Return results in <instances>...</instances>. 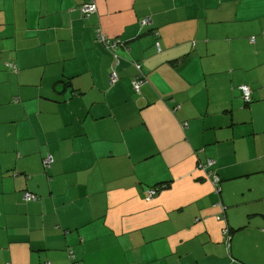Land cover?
Masks as SVG:
<instances>
[{
    "label": "crops",
    "instance_id": "0c3cea01",
    "mask_svg": "<svg viewBox=\"0 0 264 264\" xmlns=\"http://www.w3.org/2000/svg\"><path fill=\"white\" fill-rule=\"evenodd\" d=\"M84 1L0 0V264H264V0Z\"/></svg>",
    "mask_w": 264,
    "mask_h": 264
},
{
    "label": "built area",
    "instance_id": "2783aa9c",
    "mask_svg": "<svg viewBox=\"0 0 264 264\" xmlns=\"http://www.w3.org/2000/svg\"><path fill=\"white\" fill-rule=\"evenodd\" d=\"M81 12L83 17L87 18L88 16H90L91 14L96 12V7L94 4V0H85L82 4H81ZM148 22V18H143L141 19V24H146ZM97 33V37L98 39L107 47L110 46H115V44L117 43V40H112L109 37H107V35L101 30L100 27L97 28L96 30ZM117 77L115 76L114 72L111 73V81L116 80ZM141 79V75L136 76L135 80L133 81V86L135 89H137L139 82ZM240 90H241V96L243 99L244 103H249L251 100V90L249 88V86L247 85H241L240 86ZM52 162V158L51 156L47 155L43 158V166L49 167L50 163ZM213 163V161L211 159H207L205 161V163H201L200 164V168L204 169L207 166H210ZM219 181V177L217 176V174L212 173V182L213 185L215 187V192L219 190L217 184ZM155 193V190L150 189L149 190V195H153ZM39 196L37 194H34L28 190H24L22 191V199L25 202L28 201H36L38 200ZM222 234L223 236H225V244L228 245L229 244V240H230V231L228 228H223L222 229Z\"/></svg>",
    "mask_w": 264,
    "mask_h": 264
},
{
    "label": "rangeland",
    "instance_id": "374dc122",
    "mask_svg": "<svg viewBox=\"0 0 264 264\" xmlns=\"http://www.w3.org/2000/svg\"><path fill=\"white\" fill-rule=\"evenodd\" d=\"M110 39L117 40V43L115 44V46H110V47L105 46V47L113 54L114 57H117L118 55L116 53V50H117L118 46L125 47V45H122L123 43L117 38H110Z\"/></svg>",
    "mask_w": 264,
    "mask_h": 264
},
{
    "label": "trees",
    "instance_id": "16d2710c",
    "mask_svg": "<svg viewBox=\"0 0 264 264\" xmlns=\"http://www.w3.org/2000/svg\"><path fill=\"white\" fill-rule=\"evenodd\" d=\"M99 26H96L95 28H94V36H95V39L97 40V41H99V42H101L99 39H98V37H97V33H96V30H97V28H98ZM102 43V42H101ZM104 45V44H103ZM105 46V45H104ZM219 182V181H218ZM152 190H155V189H152ZM156 191V190H155ZM230 231V233H231V230H229Z\"/></svg>",
    "mask_w": 264,
    "mask_h": 264
}]
</instances>
